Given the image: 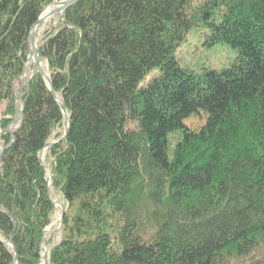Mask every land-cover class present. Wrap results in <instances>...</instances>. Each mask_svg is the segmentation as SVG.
<instances>
[{
	"label": "trees",
	"instance_id": "trees-1",
	"mask_svg": "<svg viewBox=\"0 0 264 264\" xmlns=\"http://www.w3.org/2000/svg\"><path fill=\"white\" fill-rule=\"evenodd\" d=\"M54 1L0 0V130L34 67L29 30ZM199 28L237 61L182 68L175 52ZM38 35L68 133L36 74L14 140L0 135V239L16 264H39L45 243L46 264H264V0H80ZM52 199L62 225L42 244Z\"/></svg>",
	"mask_w": 264,
	"mask_h": 264
},
{
	"label": "rangeland",
	"instance_id": "rangeland-1",
	"mask_svg": "<svg viewBox=\"0 0 264 264\" xmlns=\"http://www.w3.org/2000/svg\"><path fill=\"white\" fill-rule=\"evenodd\" d=\"M61 1H65V0H55L51 5L46 7V9L52 10L53 7L56 6L57 3ZM58 16L59 15L56 14L52 17V19L56 20ZM44 24L40 28L41 30L39 29L38 32L36 33L37 39L39 38L38 33L43 30ZM208 34L209 31L206 28H199L188 34L185 41L180 45V47L175 52L176 60L182 68H187L193 72L200 73L205 69L221 70L223 68L230 66L235 61H237L238 53L235 49L231 48L226 43L210 44L207 38ZM158 74L159 71L157 69H153L149 71L139 81L138 87L143 88L147 86V84ZM201 120L202 119L200 117H193L189 119L187 122L190 127L196 128L199 126ZM175 137L176 135H171L169 137L171 146L174 143ZM1 144L2 143L0 142V148H1ZM44 154L45 151L43 152V157ZM57 207L58 209L54 214V220L51 224L53 228L48 227L47 229L49 230V232L46 233V236L50 233V231L56 233L54 241H57L58 239L57 238L58 231L56 229L59 225V218L61 213L60 207L59 206ZM48 248L49 245L45 243L43 245V249L48 251ZM46 260H47V255L44 256V260L42 264H46L47 263Z\"/></svg>",
	"mask_w": 264,
	"mask_h": 264
},
{
	"label": "water",
	"instance_id": "water-1",
	"mask_svg": "<svg viewBox=\"0 0 264 264\" xmlns=\"http://www.w3.org/2000/svg\"><path fill=\"white\" fill-rule=\"evenodd\" d=\"M80 0H65V1H61L59 3H57L56 6L53 7L52 10H50L47 14L42 15L37 19V21L32 25V27L29 30L28 36H27V41L29 44V55H28V61H32V63L34 64V67L32 69L31 72L27 73H23L20 76V85L16 90L15 96H14V116L13 118L9 121V123L7 124V126L3 129L0 130V134H8L11 136V142L14 140V131L21 125L22 121H23V107H19V100L21 99V89L24 85H28L29 81L31 80V78L33 76H35L36 74H41L43 76V78L45 79V81L47 82L52 95L54 96L55 100L57 101L58 105L60 106L63 114H64V133L63 136L59 139H63L66 137L67 133H68V121L69 118L66 114V109H65V105L62 103V101L57 98V96L54 94V91L52 89L51 83H50V77L47 74V72L43 69V64H42V60H41V56L39 53V50L37 48V44H36V30L40 29V27L43 26V24L51 17H53L54 15L58 14L60 16V18H62L65 10L70 7L71 5L77 3ZM45 11V10H44ZM54 142L53 141H49L48 143H46V145L43 147L42 150H40L38 152V159L41 163V165L43 166L44 169H46L44 160H43V152L45 149H47L48 147H50L51 145H53ZM9 146V145H7ZM6 148V146H3L1 148L0 151V159L2 156V153L4 151V149ZM49 183V181H48ZM52 202L59 206L61 209V213H60V223L59 226L57 228V230H59V228L62 225V216L64 214L65 211V206L62 202L57 201L56 199H52ZM16 222H14V228L16 227ZM46 232H48V230H44V235L42 238V244L45 243L46 241ZM0 241L4 244V246L10 250L11 254H12V261L10 264H16L17 263V250L16 247L13 243L12 237L9 236L8 239H0ZM47 255V251L43 249H41V255H40V259H39V264L42 263L44 256Z\"/></svg>",
	"mask_w": 264,
	"mask_h": 264
},
{
	"label": "bare ground",
	"instance_id": "bare-ground-1",
	"mask_svg": "<svg viewBox=\"0 0 264 264\" xmlns=\"http://www.w3.org/2000/svg\"><path fill=\"white\" fill-rule=\"evenodd\" d=\"M50 10L49 9H46L44 12H43V15L47 14ZM48 21V20H47ZM41 28V27H40ZM39 29L36 30V32H38ZM41 30V29H40Z\"/></svg>",
	"mask_w": 264,
	"mask_h": 264
}]
</instances>
